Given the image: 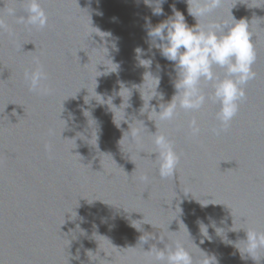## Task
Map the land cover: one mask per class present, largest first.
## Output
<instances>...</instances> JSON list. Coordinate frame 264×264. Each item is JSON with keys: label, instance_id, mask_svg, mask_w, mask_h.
Masks as SVG:
<instances>
[{"label": "water", "instance_id": "obj_1", "mask_svg": "<svg viewBox=\"0 0 264 264\" xmlns=\"http://www.w3.org/2000/svg\"><path fill=\"white\" fill-rule=\"evenodd\" d=\"M40 5L45 27L18 22L28 0H0V264H153L177 243L197 262L264 264V247L245 243L264 234V0H221L198 18L246 19L253 36L255 78L218 134L211 100L157 114L177 77L147 33L172 5L194 26L186 0H167L161 16L144 0ZM168 147L178 164L162 177Z\"/></svg>", "mask_w": 264, "mask_h": 264}, {"label": "clouds", "instance_id": "obj_2", "mask_svg": "<svg viewBox=\"0 0 264 264\" xmlns=\"http://www.w3.org/2000/svg\"><path fill=\"white\" fill-rule=\"evenodd\" d=\"M166 2L167 0H144L145 5L153 9V15L157 16L164 15L163 4ZM186 2L188 14L197 21L194 26L190 27L186 23L184 14L172 5L173 15L155 27H150L147 33L151 46L159 50L162 58L171 62L177 77L174 82L177 94L173 96L170 103L166 104L170 106L163 110L160 107L161 111L157 114L162 119H172L176 108L185 111L199 109L206 100H211L219 105L216 116L221 127L219 130H213L218 134L219 131H225L237 115L240 103L246 100L244 85L255 78V73L252 71V65L256 59L253 36L249 22L246 19L237 21L234 16L236 23L231 26L227 22L209 25L207 28L200 26L198 18L208 15L219 7L221 0H186ZM26 13L25 17L18 19L19 23L46 26L47 18L40 5V0H28ZM147 23L150 25V21ZM136 52L139 56L143 50L137 49ZM141 61L150 62V66L152 64L151 59H141L140 63ZM214 66L226 69L223 79L214 73ZM157 68L163 71L159 64ZM39 76L40 74H37L34 77L33 87ZM153 78L158 81L157 97L163 98V95L157 92L161 77ZM202 81L211 83L212 94L210 96L202 94L200 87ZM177 98H179L178 103ZM156 143L159 147L166 145L167 141L164 137H158ZM158 164L162 177L168 175L176 167L178 157L171 147L160 151ZM134 222L137 221L132 222V226L136 228ZM201 226L207 228L202 222L200 228ZM245 243L249 254L258 251L259 248L264 247V234H247ZM147 252H152V248ZM153 264H208V262L206 259L195 261L191 253L177 243L174 249H158L155 252Z\"/></svg>", "mask_w": 264, "mask_h": 264}]
</instances>
